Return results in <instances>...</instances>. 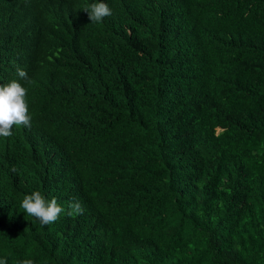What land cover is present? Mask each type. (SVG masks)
Here are the masks:
<instances>
[{
  "label": "trees",
  "instance_id": "1",
  "mask_svg": "<svg viewBox=\"0 0 264 264\" xmlns=\"http://www.w3.org/2000/svg\"><path fill=\"white\" fill-rule=\"evenodd\" d=\"M13 80L32 120L3 140L0 260L264 264V0H0Z\"/></svg>",
  "mask_w": 264,
  "mask_h": 264
},
{
  "label": "clouds",
  "instance_id": "2",
  "mask_svg": "<svg viewBox=\"0 0 264 264\" xmlns=\"http://www.w3.org/2000/svg\"><path fill=\"white\" fill-rule=\"evenodd\" d=\"M84 11L88 14L92 23L102 22L105 17L112 15V10L105 2L93 3L86 7ZM18 77L26 84H32L28 73L22 68H17ZM28 89L16 80L7 85H0V159H5L6 144L5 137L13 135L12 129L31 127L32 117L29 114L27 101ZM16 169L13 168V171ZM21 208L28 216L35 217L42 226H47L57 222L64 209L58 204L55 198L49 202L39 191L26 195L21 203ZM69 216L82 215L84 208L80 202L76 201L69 205ZM0 264H7L6 260H0ZM22 264H34L31 259H26Z\"/></svg>",
  "mask_w": 264,
  "mask_h": 264
}]
</instances>
